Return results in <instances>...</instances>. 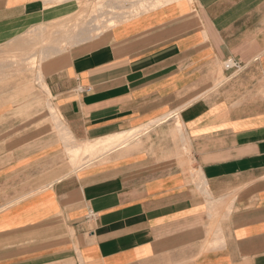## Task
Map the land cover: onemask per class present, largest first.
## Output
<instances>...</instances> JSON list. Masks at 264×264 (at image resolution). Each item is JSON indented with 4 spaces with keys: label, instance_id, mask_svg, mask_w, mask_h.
I'll use <instances>...</instances> for the list:
<instances>
[{
    "label": "crops",
    "instance_id": "1",
    "mask_svg": "<svg viewBox=\"0 0 264 264\" xmlns=\"http://www.w3.org/2000/svg\"><path fill=\"white\" fill-rule=\"evenodd\" d=\"M54 1L0 0V48L79 9ZM146 8L44 49L70 140L48 106L0 101V264H264V0ZM140 130L73 170L72 140Z\"/></svg>",
    "mask_w": 264,
    "mask_h": 264
},
{
    "label": "rangeland",
    "instance_id": "2",
    "mask_svg": "<svg viewBox=\"0 0 264 264\" xmlns=\"http://www.w3.org/2000/svg\"><path fill=\"white\" fill-rule=\"evenodd\" d=\"M61 1L63 0L54 2ZM161 3L162 0H78L79 9L75 14L62 18L49 27H41L26 33L24 37L22 36L25 38L24 46H18L15 40L10 41L8 45L0 48V89L9 90L8 96L3 98L0 96L1 103L48 106L52 115L51 122L56 125L58 134H62V140H66L67 135L51 107L50 98L42 79L40 66L42 61L50 56V52L45 53L44 49L53 44L56 47L51 53L54 54L66 47L69 44L66 42V30L74 36L78 34L80 39L89 37L94 39L106 32L118 20L145 11L146 7L153 8ZM55 34L61 38L50 42V38ZM221 67H224V60ZM141 131L143 130L125 133L118 138L116 145L97 151H92L91 148L86 149V147L94 145L95 142L80 143V141L72 140L69 155L73 170L76 171L81 166L96 161H106L122 150L127 151L126 144ZM81 146L85 148L81 149ZM123 146L126 147L120 149Z\"/></svg>",
    "mask_w": 264,
    "mask_h": 264
},
{
    "label": "built area",
    "instance_id": "3",
    "mask_svg": "<svg viewBox=\"0 0 264 264\" xmlns=\"http://www.w3.org/2000/svg\"><path fill=\"white\" fill-rule=\"evenodd\" d=\"M224 68L225 69H231V68H239V64L236 60L233 58H227L224 60Z\"/></svg>",
    "mask_w": 264,
    "mask_h": 264
},
{
    "label": "bare ground",
    "instance_id": "4",
    "mask_svg": "<svg viewBox=\"0 0 264 264\" xmlns=\"http://www.w3.org/2000/svg\"><path fill=\"white\" fill-rule=\"evenodd\" d=\"M165 1H168V0H163L162 2H165ZM81 148H82V146H81Z\"/></svg>",
    "mask_w": 264,
    "mask_h": 264
}]
</instances>
